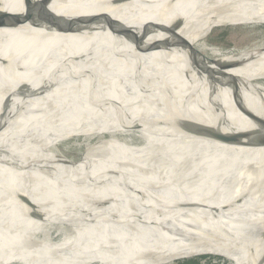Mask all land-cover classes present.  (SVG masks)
Masks as SVG:
<instances>
[{"label": "bare ground", "instance_id": "1", "mask_svg": "<svg viewBox=\"0 0 264 264\" xmlns=\"http://www.w3.org/2000/svg\"><path fill=\"white\" fill-rule=\"evenodd\" d=\"M0 12L19 18L0 24V264H264V147L193 129L263 132L264 57L228 69L188 40L264 24V0H0ZM79 138L99 141L69 167L55 149Z\"/></svg>", "mask_w": 264, "mask_h": 264}, {"label": "rangeland", "instance_id": "2", "mask_svg": "<svg viewBox=\"0 0 264 264\" xmlns=\"http://www.w3.org/2000/svg\"><path fill=\"white\" fill-rule=\"evenodd\" d=\"M188 40L204 56L228 69H236L245 62L255 61L264 57V24L211 27L203 32H191ZM256 82L254 81L251 86L256 84ZM98 141V138L89 142H85L80 138L68 140L58 145L55 150L58 154L63 155V159L69 162L66 164L67 166H86L88 161L84 154L89 147H91L90 150L96 148ZM210 222L213 224L211 219ZM54 234L52 232V237H55ZM61 236L54 238L53 241H60L62 239ZM231 260L219 255L203 254L174 258L171 262L164 264H180L183 261H195L197 264H232Z\"/></svg>", "mask_w": 264, "mask_h": 264}, {"label": "water", "instance_id": "3", "mask_svg": "<svg viewBox=\"0 0 264 264\" xmlns=\"http://www.w3.org/2000/svg\"><path fill=\"white\" fill-rule=\"evenodd\" d=\"M34 10L31 6H27L25 8L26 13H31ZM5 18H13L15 20H18V16H13L8 13H2L0 12V24L3 19ZM28 17L25 15L23 16V23L27 21ZM21 22V21H20ZM22 23V24H23ZM19 25V24H18ZM2 25H0L1 27ZM53 88V86L51 87ZM175 116V111H173ZM178 119V118H176ZM177 126L180 127L181 131H186L185 126L180 122L176 124ZM193 129L195 134L198 135V137L207 139L210 141H215L217 143L227 145V146H236V147H250V148H259V147H264V130L261 133L258 134H249V133H242V134H236V135H228V134H223L217 131L210 130L206 128L204 125H201L199 123H194ZM262 233L264 234V227L262 228Z\"/></svg>", "mask_w": 264, "mask_h": 264}, {"label": "trees", "instance_id": "4", "mask_svg": "<svg viewBox=\"0 0 264 264\" xmlns=\"http://www.w3.org/2000/svg\"><path fill=\"white\" fill-rule=\"evenodd\" d=\"M180 264H197L195 261H183Z\"/></svg>", "mask_w": 264, "mask_h": 264}]
</instances>
